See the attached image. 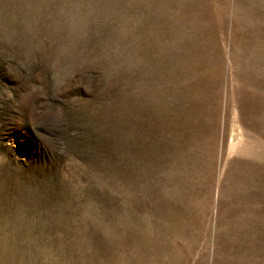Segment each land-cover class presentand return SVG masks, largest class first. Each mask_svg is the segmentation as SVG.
<instances>
[{
	"label": "rangeland",
	"instance_id": "rangeland-1",
	"mask_svg": "<svg viewBox=\"0 0 264 264\" xmlns=\"http://www.w3.org/2000/svg\"><path fill=\"white\" fill-rule=\"evenodd\" d=\"M0 264H264V0H0Z\"/></svg>",
	"mask_w": 264,
	"mask_h": 264
}]
</instances>
